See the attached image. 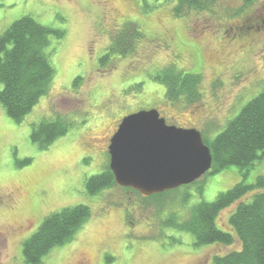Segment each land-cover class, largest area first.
<instances>
[{
	"label": "rangeland",
	"instance_id": "rangeland-1",
	"mask_svg": "<svg viewBox=\"0 0 264 264\" xmlns=\"http://www.w3.org/2000/svg\"><path fill=\"white\" fill-rule=\"evenodd\" d=\"M179 0H0V36L31 17L65 31L51 63L50 91L22 123L0 104V264H27L23 245L44 220L85 205L92 216L75 238L53 249L42 264H214L240 249L238 241L196 246L193 235L167 225L187 223L192 209L213 203L243 182L264 177V159L249 169H211L195 184L160 198L143 199L120 187L93 196L88 182L110 164L109 139L117 124L139 111L157 110L171 126L196 129L213 141L264 92V0H215L202 10ZM144 39L126 55L101 65L114 38L128 24ZM173 68L200 75L193 103L170 102L156 73ZM81 81L76 83L77 79ZM62 118L69 133L48 149L31 140L32 126ZM212 171V172H211ZM251 192L223 210L217 227L233 234L230 217Z\"/></svg>",
	"mask_w": 264,
	"mask_h": 264
},
{
	"label": "trees",
	"instance_id": "trees-1",
	"mask_svg": "<svg viewBox=\"0 0 264 264\" xmlns=\"http://www.w3.org/2000/svg\"><path fill=\"white\" fill-rule=\"evenodd\" d=\"M214 2L215 0H179L174 14L181 16L183 7L202 10L212 6ZM52 37L60 42L65 37V31L44 27L29 16L16 21L0 36V104L16 123H22L50 91L56 76L51 63L56 53V47L51 45ZM144 37L145 34L138 25H126L114 38L108 52L101 57V65L117 55H126L132 49V44ZM80 81L78 78L76 83ZM153 81L165 87L166 98L170 102L186 99L188 103H193L201 95L198 92L199 74L167 68L156 73ZM71 126L62 118L41 122L32 126L31 140L41 149H48L57 139L67 135ZM203 138L211 150L212 169L254 167L256 162L264 159V92L229 122L213 141ZM87 187L93 196L116 187L109 166L104 173L92 178ZM254 191L257 192L254 199L250 203L238 204L230 217L233 234L221 231L216 225L217 216ZM169 193L172 192L151 198H160ZM91 216L89 207L78 205L46 218L38 231L23 245L25 262L42 264L53 249L70 243ZM167 225L193 235L196 246L219 244L231 247L236 241L239 242V250L225 256H216L214 264H264V177H258L252 185L240 182L219 195L215 202L195 206L187 223L178 224L172 216Z\"/></svg>",
	"mask_w": 264,
	"mask_h": 264
},
{
	"label": "water",
	"instance_id": "water-1",
	"mask_svg": "<svg viewBox=\"0 0 264 264\" xmlns=\"http://www.w3.org/2000/svg\"><path fill=\"white\" fill-rule=\"evenodd\" d=\"M108 151L116 185L143 199L194 184L213 166L201 132L168 125L157 110L125 117Z\"/></svg>",
	"mask_w": 264,
	"mask_h": 264
},
{
	"label": "flooded vegetation",
	"instance_id": "flooded-vegetation-1",
	"mask_svg": "<svg viewBox=\"0 0 264 264\" xmlns=\"http://www.w3.org/2000/svg\"><path fill=\"white\" fill-rule=\"evenodd\" d=\"M120 124H121V122L117 124L116 129L113 131V134L111 135V138L109 139V145H110V141H111L112 137H113V136L115 135V133L117 132V130H118ZM108 147H109V146H108ZM79 264H87V262H84V260H82L81 263H79Z\"/></svg>",
	"mask_w": 264,
	"mask_h": 264
}]
</instances>
